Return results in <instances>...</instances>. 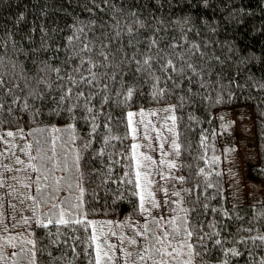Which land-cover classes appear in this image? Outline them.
<instances>
[{"label":"trees","instance_id":"trees-1","mask_svg":"<svg viewBox=\"0 0 264 264\" xmlns=\"http://www.w3.org/2000/svg\"><path fill=\"white\" fill-rule=\"evenodd\" d=\"M137 20L139 23H134ZM84 44L92 51L81 52ZM101 49L107 61L98 55ZM160 50L168 54L177 71L171 67L161 71L156 58ZM77 52L85 59L82 66L74 56ZM145 53L153 57L152 75L137 71L138 66L144 67ZM89 58L107 63L109 67L93 71L108 75L91 89V113L84 110L83 99L69 112L76 101L66 98L61 102L60 97L68 87L77 90L68 81L69 75L80 79L74 68L80 66V72L88 76ZM181 67L182 73L178 71ZM53 68L59 69L63 80ZM0 76L7 82L0 89L4 102L0 129L28 127L34 135L41 177L46 174L42 163L51 156L45 139L38 134L46 125H60L61 135L74 126L81 157L78 169L74 166L77 175L70 171L72 188L61 179L60 185L53 184L47 190L43 185V193L35 198L34 216L27 223L35 246L23 249L35 252L36 264H88L90 257L85 250L94 254V245L87 248L81 243L92 233L91 226L84 232L79 224L53 222L45 228L37 223L42 220L47 224L48 217L57 211L53 204L63 188L68 192L57 205L64 209L65 219L71 214L85 223L111 221L115 227L119 218H140L139 196L133 194L140 191L135 183L137 158L131 147V127H126L127 113L159 104L171 105L176 117L178 164L184 177L178 185L189 207V229L197 228L202 236L218 233L205 236L203 255L194 257L195 264H224L225 260L228 264H264V242L251 239L264 235V195L252 202H233L229 197L222 167L224 140L216 117L218 109L251 105L257 154L249 164V176L264 186V0H0ZM105 84L107 89L100 90ZM129 89L133 94L125 100ZM83 90L87 96L89 89ZM102 96L107 97L106 103L101 102ZM93 123L98 126L94 132ZM38 148L43 149L39 154ZM73 156L68 158L71 168ZM81 180L82 192L77 187ZM65 197L72 204H82V209L66 207L62 203ZM37 202L46 209L37 210ZM196 236L194 232L190 242L197 244L199 252ZM108 238L115 243L110 233ZM216 239L222 247L214 244ZM13 245L20 256L8 257L7 263L28 264L31 257L24 258L21 244ZM233 248L241 254L232 255Z\"/></svg>","mask_w":264,"mask_h":264},{"label":"rangeland","instance_id":"rangeland-1","mask_svg":"<svg viewBox=\"0 0 264 264\" xmlns=\"http://www.w3.org/2000/svg\"><path fill=\"white\" fill-rule=\"evenodd\" d=\"M165 109L169 111H165ZM141 111L147 114L143 118L139 116ZM131 112L137 113V116L133 117L132 124V127H135L137 131L135 137H132V139L134 144L139 145L136 158L142 161L143 166L140 171L142 173H148V177L152 181L151 190L154 193V198L160 203L161 207L152 208L151 204L146 203L145 207L150 209L152 216L141 212L140 218L135 217L131 219L123 217L115 220L114 223L116 225L115 227L112 226V231L117 234L116 237L113 236V239L118 246L116 250L118 257L121 255L118 240L121 234L126 236L133 235V229H138L143 225L142 221L151 223L152 217H157L158 214L164 215L166 219H171L176 215H185L181 211V208L189 210L183 197V189L178 185L182 183L179 179L181 173L177 150L173 148V143L178 144L175 121L173 122V120L169 119V117L174 116L172 106L169 104L144 106L136 108ZM216 117L217 126L221 128L222 139L224 140L222 141L224 146L222 150L224 158H222V167L228 181L229 197L233 202L238 200L252 202L262 199L264 195L262 181L253 180L249 176V164L256 160L257 154V133L251 105L247 104L218 109ZM141 119H143V123H140ZM145 125H147V128H145ZM59 126L58 124H48L43 130L38 132L45 139V143L47 144L46 148H49L50 151L53 136L59 137L55 145V154L51 151V156H54V161L45 159L42 163V167L46 171L45 175L47 179H44L45 175L41 177L40 171L28 167L29 164H32L36 168H39L36 159H30V155L36 156V149L34 135L28 127L20 126L17 128L0 129V137H2L0 139V180L5 181V186L0 187V196L3 197V206L0 207V213H2L0 215V254L6 257H12L13 250L16 249V247L12 246L14 242L21 244L20 251L23 250L21 252H25L23 248L28 249L31 245L27 243L33 237L32 229H30L31 225L27 224L28 226L24 227L22 224H24V218L29 220L30 217L34 216L33 211L36 209L34 208V200L29 199V197H35L37 199V194H39L37 188H42L43 185L45 189L46 187L49 188L53 184H56L57 180L60 181L61 179L64 182L68 180V183L74 184L71 180L70 171L77 175L75 167L73 166L71 168V164L69 163V171H62L61 169L63 168L62 161L65 157L68 159L75 153H79L77 148L78 144L75 140L72 143H65L67 133L61 135V131L55 133L52 131L54 128L61 130ZM7 132H12L15 135L9 137L6 135ZM29 144L32 146L31 148H27ZM57 144L59 145L58 148ZM61 144L64 146L61 147ZM161 145H163L162 148L160 147ZM143 156H150L151 160L144 161ZM17 159L23 161V163H17ZM54 162L59 167L54 168ZM167 162H174L176 167L169 168ZM5 165L11 171L5 168ZM48 169H52V171H48ZM79 175H81L80 171ZM37 177H40L39 184L35 182ZM141 181L143 182L142 184L145 183L143 180ZM82 183V180L78 183L80 192H82ZM25 184L29 186L24 187ZM164 189H167V194H165ZM67 192L68 190L63 188L54 204L59 203V198ZM174 192H179L180 195H172ZM10 204H14L15 208H10ZM37 206V210L44 211L46 209L39 202H37ZM164 209H168L169 211L164 212ZM9 213H11V216ZM129 225L132 227L130 228ZM164 230L171 232L170 227L167 225H165ZM9 238H12L11 245L7 243ZM137 239L140 243H143V237H138ZM170 239L171 237L169 236ZM108 241L111 243L109 238ZM101 242H103L102 237ZM173 243L176 242L174 241ZM125 246L129 250H135L133 246H128L127 242H125ZM184 251L186 252L187 249L185 248ZM182 258L187 259L186 256ZM2 262L0 260V263ZM4 264H8L7 261ZM116 264H120V261L117 260Z\"/></svg>","mask_w":264,"mask_h":264},{"label":"snow or ice","instance_id":"snow-or-ice-1","mask_svg":"<svg viewBox=\"0 0 264 264\" xmlns=\"http://www.w3.org/2000/svg\"><path fill=\"white\" fill-rule=\"evenodd\" d=\"M133 15H135L133 13ZM134 23H139V21H134ZM81 31H83V29H81ZM129 32H131V28L128 29ZM117 36H119V32L116 33ZM154 43V42H153ZM92 49L89 48L88 44H84L83 48L81 49V52H91ZM116 51H120L119 48L116 49ZM162 53V50L158 51L156 53V58L159 61L158 66L160 67L161 71H167V69L169 67L172 68L173 71H177L176 69V65H174L171 61V59L168 58V54L167 53ZM99 56L104 57V60L107 61L108 56L105 54V52L103 51V49H101L98 52ZM146 56V58L143 60V66L144 67H139L137 68V71H144L146 72L148 75H152V72L150 71V69L152 68V63L151 61L153 60L152 56L147 55V53L144 54ZM74 56H78L80 59V66H82L85 63V59L83 56L80 55L79 52L74 53ZM113 57L115 58V52H113ZM133 59H135V57H133ZM87 63L90 65L89 68L86 69V71L88 72V76H84L81 72H80V66L76 67L73 69L74 73H78L80 75V79L77 80L75 78V76L73 75H69L68 76V81L72 84L75 85L77 90L75 92H73V88L72 87H68L66 88V90L63 92V94L60 97V101L63 102L66 98H74V100L76 101V103H74L69 109L68 111L71 112L73 108H75L76 106H78V103L81 99H83L85 101L83 107L84 110L88 113H91L93 111V109L91 107L88 106V102L91 101L93 99V93L91 91V89L93 87H96L97 85H99L100 83V79L103 77H107L108 73L107 72H103V73H98L96 71H93V69L96 68H107L109 67V65L107 63H95L91 60V58H89L87 60ZM120 63H124V61H120ZM136 63L138 65H140V61H136ZM13 68H15V65L12 66ZM188 68H191V64L187 65ZM41 71H45L44 68L41 69ZM52 71L57 73V78L63 80V77H60L59 74V69L58 68H53ZM179 72H183L184 68L181 67L178 70ZM193 71H195L193 69ZM113 80L115 79V76L113 75L111 77ZM156 79L158 80L159 78L156 77ZM6 81L4 80L3 76H0V89H4L5 85H6ZM83 86V87H81ZM15 87H19V85H15ZM60 87H64V85H60ZM108 87L107 84H105L103 86V89L100 90H106ZM83 88H88V95L85 96V92L83 90ZM97 91L96 94H99V91ZM12 91L11 87L7 88V92L10 94ZM133 92L131 89L127 90V94L125 96V100L129 99L132 96ZM29 95H31V93H29ZM16 100H13V103H15ZM101 102L102 103H106L107 102V97L106 96H102L101 97ZM25 106H27V103L25 101ZM4 107V102L2 97H0V109H2ZM10 110V109H9ZM165 111H169L168 109H165ZM147 114L143 111H141L139 113V116L141 118H143L144 116H146ZM137 116V113L134 112H128L127 113V125L126 127H131L132 130V134L133 137H135L136 131L137 129L135 127H132L133 124V117ZM169 119L173 120V122L175 121L176 117L175 116H171L169 117ZM95 120V116H93V121ZM140 123H143V119L140 120ZM96 127H98L97 125H95V123H93V127H92V131L94 132ZM145 128H147V125H145ZM171 131V129H169ZM54 133L55 132H59L61 131L60 129H56L54 128L52 130ZM64 132L67 133V140L65 141V143H72L75 140V132H74V126L70 125L68 128L63 130ZM7 136L11 137L14 136L15 134L12 132H7L6 133ZM113 137H110L109 139H112ZM116 139H119L118 137H115ZM0 139H2V137H0ZM59 140L58 136H53L51 144H52V148L51 151L55 154V145H56V141ZM37 143L39 144V141H37ZM105 143H108V141H105ZM61 147H63L64 145L61 144ZM32 146L29 144L27 145V148H31ZM89 147V144L86 143L84 144V148L87 149ZM132 150H133V156L135 157L137 154V149L139 148V145H132ZM161 148L163 147V145L160 146ZM173 148H175L177 150H179V145L173 143ZM25 151H27V149H25ZM40 151H43V149L38 148L37 149V153L39 154ZM102 154V153H101ZM30 155V154H29ZM142 155V154H141ZM37 156H31L30 155V159L35 160L37 159ZM43 160V158H41ZM47 159L49 161H54V156H48ZM81 159L79 153H75L73 156V161L72 164L73 166H75L77 169L79 167V160ZM143 160L147 161V160H151L150 156H143ZM17 163H23V161H20L19 159H17ZM168 163V167L169 168H175L176 164L174 162H167ZM63 164V168L61 169L62 171H69V161L67 159V157H65V159L62 161ZM142 161L137 158V163H136V187L140 189L139 192H134V195L139 196V208L141 212L147 213L149 216H152V213L150 211L149 208L145 207L146 203L151 204L152 208H160L161 205L158 201L155 200L154 198V193L151 190V184L152 181L149 179L148 177V173L144 172L142 173L140 171L141 167H142ZM5 168H7L9 171H11L10 168H8L7 165L4 166ZM28 167L33 168L36 171H41V169L36 168L35 165L29 164ZM53 167H59L58 164H56L54 162ZM48 171H52V169H48ZM203 169L200 170L201 173H203ZM44 179H47V176H44ZM180 180H183L184 177H180ZM143 180L145 183L141 184L140 181ZM40 181V177L36 178V183L39 184ZM60 181L57 180L56 184L59 185ZM65 183L67 184L68 188H72V184L68 183L67 180H65ZM129 183H133V181H129ZM5 186V181L0 180V187H4ZM28 184H25L24 187H28ZM210 186V185H209ZM77 187H79V185H77ZM54 191H58V189H54ZM82 191V190H81ZM191 191V190H188ZM37 192L39 193H43V189L42 188H37ZM165 194H167V189H164ZM172 195L174 196H179L180 193L179 192H174L172 193ZM54 198V197H53ZM29 199H33L35 201V197H29ZM77 199H80L79 197H77ZM44 202H47V198L45 199ZM62 203L68 207L69 209H72L73 211H78L80 209H82V204H72L71 203V199L69 197H65L64 200L62 201ZM3 206V197L0 196V207ZM10 208L14 209L15 205L14 204H10L9 205ZM53 209H56L57 211H53L52 215H50L48 217V223L45 224L42 220H38L37 223L41 226V227H48V224H52L53 222L59 224V225H65L68 226L70 224H79L81 226V229L84 232L88 231L89 226H91L92 228V233L90 235H88L87 237H85L83 240H81V243H84L87 245V248H93L94 245V254L93 253H89L87 252V249L85 250V254L86 257H90L88 259V264H116V261L119 260L120 264H149V262H151V264H195L194 262V257L196 256H200L202 257L203 255V250L205 248V244H204V239L205 236H208L209 238H211L212 236H216L218 235V233H206L203 236L199 235L198 233V229L193 227L191 229H189L188 227V223H187V213H188V209H183L181 208V211L184 212L185 215L183 216H175L171 219H166V217L164 215L158 214L157 217H152L151 220V225L149 223H144L143 225H141L138 229H133V235L131 236H126L121 234L118 238L119 240V247L121 250V255L118 257L115 255L116 250H117V244L115 243H110L108 241V234L110 233L112 236H116V232L112 231V222L108 221L105 223H101L99 225H97L96 222L94 221H88L87 223H85L84 220L78 219L75 216L69 214V218L65 219V211L63 208H60L59 205L57 204H53ZM195 209H193L194 211ZM164 212L169 211L168 209H164ZM83 214V213H81ZM226 214V213H225ZM0 215H2V213H0ZM9 215L11 216V213H9ZM86 215V214H84ZM25 224L28 223L27 218H24L23 221ZM165 225L169 226L171 228V232L164 230L165 229ZM15 226V225H13ZM154 226V227H153ZM105 227H107V232H105ZM121 227H123V225H121ZM129 227L131 228L132 226L129 225ZM209 227H215L214 224H210ZM7 230V229H6ZM73 231H75V229L73 228ZM158 231H161V235H158ZM247 231H250L247 230ZM197 232V236H196V240L199 242V248L201 249V251H196L197 248V244L195 242H190L191 238L193 236V233ZM169 236L171 237V239L169 240ZM101 237H104L103 242H101ZM138 237H143V243H140L138 241ZM79 239V237H78ZM251 239L253 241L256 240H260L261 242H264V235H259V236H255V237H251ZM176 243H173V242ZM125 242H127L128 246H133L135 248L134 251L129 250L128 247L125 246ZM8 244L11 245L12 243V238H9L7 241ZM28 244L33 245V247L35 246V241L33 240H28L27 241ZM214 244L215 245H221V241L219 239L214 240ZM13 247H15L13 245ZM222 247V245H221ZM187 249V251L185 252L184 249ZM171 249V250H169ZM23 251V250H21ZM231 254L232 255H240L241 253H239L235 248L231 249ZM13 256H20V253H12ZM79 255V254H77ZM31 257V259L28 260V264H36V259H35V252L32 249H29L27 252L24 253V258H28ZM186 256L187 259H183L182 257ZM0 260L2 261H7L8 257L4 256L3 254H0ZM14 264H19L18 261L14 262ZM224 264H228V262L225 260Z\"/></svg>","mask_w":264,"mask_h":264}]
</instances>
